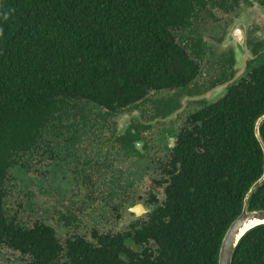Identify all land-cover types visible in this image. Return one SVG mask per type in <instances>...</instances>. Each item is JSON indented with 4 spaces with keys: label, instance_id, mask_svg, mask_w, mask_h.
<instances>
[{
    "label": "trees",
    "instance_id": "1",
    "mask_svg": "<svg viewBox=\"0 0 264 264\" xmlns=\"http://www.w3.org/2000/svg\"><path fill=\"white\" fill-rule=\"evenodd\" d=\"M251 1L264 9V0ZM241 2L247 0H0L2 246L25 264H216L221 236L262 170L253 126L264 114V41L250 47L263 65H247L176 134L160 171L163 199L146 221L60 245L50 226L25 228L1 207L5 182L23 173L21 157L35 154L43 133L67 116L62 109L86 101L114 112L149 92L185 87L197 68L172 33L188 30L207 6L228 13ZM258 133L264 146V121ZM117 140L135 153L136 130ZM257 210H264V180L247 201V211ZM230 264H264V225L239 239Z\"/></svg>",
    "mask_w": 264,
    "mask_h": 264
},
{
    "label": "rangeland",
    "instance_id": "2",
    "mask_svg": "<svg viewBox=\"0 0 264 264\" xmlns=\"http://www.w3.org/2000/svg\"><path fill=\"white\" fill-rule=\"evenodd\" d=\"M236 23L240 24L244 33L240 43L232 34ZM190 29L175 31L172 35L185 52L188 40L200 39L201 44L206 46L205 57L200 63V74L204 75L198 76L195 80L200 83L196 95L182 97L184 92L182 91L174 97L173 94L177 93L175 91L149 92L147 97L150 103H146L135 112L141 118L140 121L147 126L146 141H149V149H151L148 156L136 157L132 161L124 156L121 157L114 144H109L118 125H126L127 122L136 120L135 116H127L132 113L131 109L117 112L116 114L122 115L117 119L112 117L102 121L97 117L101 113L98 107L73 103L68 109L71 120L65 121L62 118L53 129L49 127L47 133L45 135L43 133L42 136L44 144L34 151L35 154L21 157L23 173L13 175L5 182L1 211L7 220L14 218L17 224L25 228L30 227L34 222L44 223L53 229L60 245H63L65 240L75 237L92 242L90 238L92 231L110 235L122 233L126 231L129 223L143 217L144 210L150 209L146 201L150 195L156 200L162 198L161 194H152L151 174L154 169L152 166H147V163H152V161L148 162L152 160L149 157L152 150L153 159L166 161V150L162 149L165 140L160 138L161 130L172 126L177 130L183 125L188 112L197 108L198 101L210 103L217 100L227 84L244 76L245 65L251 57L247 43L264 41V9L251 0L240 3L228 14L217 9H207L206 12L197 15ZM228 51L232 52L233 58L230 69L224 59ZM230 70L233 74L230 80L211 88L210 84L216 83L215 79H228ZM170 98L178 103L179 108L168 117L160 119L156 112L158 106L156 102ZM154 115H157V119L151 120ZM84 116L87 117L86 128L80 126L75 119ZM121 120L123 123L120 122ZM60 134H63L61 142H64L69 154L66 155L63 151L50 157L45 152L41 153L46 143L50 149H58L61 142L56 136ZM70 137L76 138L77 143H67L66 139ZM101 147H103L101 149L103 155H100ZM85 160H95L90 165V172L95 165H101L98 169L103 170V178L98 181L92 179L89 183L83 179L80 183L81 187H78L80 179L75 169ZM108 163H112L115 169L107 167ZM129 173L130 176H127ZM105 177H114L119 185L125 181L132 182L133 186L120 189V192H116L113 203L103 205L102 194L104 196L107 193H104L106 188L103 187ZM99 187L103 189L100 193L101 199L96 193ZM131 189H135L137 194L131 195ZM160 190L157 189V193ZM121 197L125 198L123 204ZM135 207H139L142 212L136 214L132 211ZM26 261V257L0 244V264H25Z\"/></svg>",
    "mask_w": 264,
    "mask_h": 264
},
{
    "label": "flooded vegetation",
    "instance_id": "3",
    "mask_svg": "<svg viewBox=\"0 0 264 264\" xmlns=\"http://www.w3.org/2000/svg\"><path fill=\"white\" fill-rule=\"evenodd\" d=\"M248 1V0H247ZM243 3V2H241ZM247 3V2H245ZM239 6V5H238ZM206 9H209L210 8L207 6ZM213 9H216V8H213ZM219 10V9H217ZM220 11V10H219ZM221 12V11H220ZM224 13V12H222ZM230 13V12H228ZM228 13H224V14H228ZM207 15H210V14H207ZM191 27V26H190ZM239 27V29L241 30V26L239 23H236L235 24V28H234V33H236V28ZM190 29V28H189ZM192 29H190L191 31ZM189 31V32H190ZM242 31V30H241ZM243 36H244V33L242 32ZM237 40V39H236ZM198 41V44H197V48H193L194 45H192V43H196ZM247 43V42H246ZM256 42L254 43H251V42H248L247 43V47H248V50H249V54L251 55L250 59L247 61L246 65H245V68H247L246 66L248 65V67L250 66H253V68L257 67V65H263L262 62H263V58H258L257 57V54L256 55H252L251 52H250V47L253 46ZM187 51L185 52L187 55H188V58L190 60H192L197 68V71H196V75L194 76L193 79H191L185 87L183 88H180V89H173V90H165V91H175L177 93L173 94L174 97L177 96V94L179 92H183V95L182 97H192L194 95H196V90H198V86L200 83L198 82H195L196 78L199 76H203L204 74H200V68H201V62L203 61V57H205V51H206V46L204 44H201L200 42V39H196V40H188L187 42ZM199 51L200 52V57H195V55L193 54V51ZM229 53L231 54V60H232V64H233V58H232V52L231 51H228L226 53V57L224 58L225 59V63L226 65H228L229 69L231 68L232 64L230 65L228 60H229ZM244 68V69H245ZM245 71V70H244ZM243 71V72H244ZM232 72L230 70V73H229V76H228V79L226 80H223V79H215L216 83H212L210 84L211 85V88L216 86V85H222L224 83H226L227 80H230L232 78ZM240 78V77H239ZM238 78V79H239ZM235 82V81H234ZM231 83L233 82H230L229 84H227L225 86V88L230 85ZM225 88L223 89L224 92H225ZM159 92V91H158ZM223 92V94H224ZM151 93H155V92H151ZM149 94V93H148ZM147 94V95H148ZM222 94V95H223ZM147 95L145 96L144 100L142 101H138V102H135L133 103L132 105L128 106V107H125V108H122L120 110H117V111H114V112H107L105 109L101 108V107H98L96 105V107H98L100 110H101V113L99 115H97V117L99 119H101L102 121L106 120V118H109L111 119L112 117H114V119H117L119 118V116H122L120 114H116L117 112L119 111H123V110H129L131 109V112L129 115L127 116H135L136 120L135 121H131V122H127L126 125H123V124H120L118 125L119 127H116L112 136H111V139H110V142L109 144H114V147H116L118 149V151L120 152V155L121 157L124 156L125 158L134 161L136 157H142V156H148L149 152L151 149H149V141H146L148 139V136L146 135V130H147V126L144 125L145 123H142L140 120L141 118L138 117L135 112L137 110L140 109V107L144 106L146 103H150L149 101V97H147ZM222 95L219 97L221 98ZM218 98V99H219ZM217 99V100H218ZM216 101V100H215ZM215 101L213 102H210V103H205V101H198V106L196 109L194 110H191L188 112V114L186 115L184 121H183V125H181L180 127H178L177 130H175L174 126H172V128H168V129H162L161 130V135H160V138H162L163 140H165V143L164 145L162 146V149L165 151L166 150V161L165 162H162V161H159L160 159H153L152 157V151H151V154L149 155V157L152 159V160H148V162L152 161V163H147V166H152V168L154 169L152 171V174H151V183H152V194L156 193V194H161V199L160 200H156L154 198L153 195H150L148 197V199L146 200L147 201V205H150V209H146L144 210L143 212V217L142 218H139L137 220H134L132 221L131 223H129L127 225V228L132 225V224H140L141 222H144L147 220V215L149 214V212L154 208L155 205H159L160 202L162 201L163 199V187H164V184L163 183H160V181L164 178L161 174L162 172L161 169L163 167H165L167 164H168V161L170 159V156H171V153H170V150L172 149L173 145H174V139H175V136L176 134L179 132V130L181 128H184V127H188V122L191 121V118L192 116H194L196 113H198L199 111L203 110L204 108H206L209 104H212L214 103ZM76 103H83V104H91V103H88L86 101H80V102H76ZM158 104V106L156 107V112L158 113V116L160 117V119H164L166 117H168L169 115H171L173 112H175L178 108H179V105L178 103L173 99V98H170V99H167L165 101H157L156 102ZM93 105V104H91ZM71 106H67V108L65 109H62V113H65L67 112V116L66 117H62L65 119V121H68V120H71L70 119V114L68 113V109L70 108ZM157 115H154V117H151L150 119L151 120H154V119H157L156 118ZM61 118V119H62ZM153 118V119H152ZM76 120H78L80 126H85L86 128V121H87V117L84 116L82 118H75ZM121 123L122 120L120 121ZM119 122V123H120ZM145 122V121H144ZM198 123V122H196ZM90 125V124H89ZM124 127V128H123ZM119 131V129H121ZM129 128H131V130H136L137 131V137L139 139V141H132L131 142V145L133 146V149L135 150V153L134 154H131V151H126L124 150L121 146H120V143H119V139L124 133L126 130H128ZM64 134V133H63ZM63 134H60V135H57L56 137L60 138V142L63 141V138H62V135ZM49 136V135H48ZM161 139V140H162ZM66 142L71 144V143H77V139L76 138H73V137H70L68 139H66ZM44 144V143H43ZM42 144V145H43ZM73 146V145H72ZM71 146V148H72ZM107 147V146H104V148ZM103 147L100 148V155H103L101 153V149ZM140 148V149H139ZM44 152L46 154H49L51 157L54 156L55 154H58V153H61L63 151H65V154L68 155L69 153L66 151V148H65V144L64 142H61L58 149H55V150H52V149H49L48 147V144L46 143L45 144V147H44ZM99 160H102L100 157H98ZM134 159V160H133ZM95 160H85L79 167H77L75 170H76V173L78 174V177L80 179L79 184H78V187H81V182L83 181V179L86 180L87 183H89L92 179L94 180H99V179H102V175H103V170L101 169H98L101 167V165H95V168H92L91 172H90V165L94 163ZM130 161V162H132ZM128 162V163H130ZM70 165V164H69ZM107 167L109 168H114L115 169V166L112 165V163H108L106 165ZM72 169H74V167H71ZM131 173H129L127 176H130ZM154 176H156L154 178ZM153 177V179H152ZM119 182H116V179L114 177H105L104 180H103V187L106 188V191H104V196L102 194V199H104V203L103 205L105 204H108L110 202H114L115 200V194L116 192H120V189H124L126 188L127 186H133V183L132 182H129L127 183L126 181L125 182H122L120 183V185L118 184ZM157 189H161L159 193H157ZM103 192V189L102 188H98L97 189V194L100 195V193ZM137 194L135 189H131V195H135ZM100 199H101V195H100ZM125 198L121 197V203L123 204L124 203V200ZM152 200L155 201V204L152 202ZM128 204H133V203H128ZM115 205V204H114ZM132 211H134L136 214L137 213H141L142 210L139 208V207H135L132 209ZM127 230V229H126ZM125 232V231H124ZM123 233V232H122ZM117 234V233H116ZM110 235V234H109ZM56 238V236H55ZM74 239V238H73ZM72 240V239H70ZM85 241V240H84ZM87 242V241H86ZM15 252V251H14ZM18 253V252H17ZM19 255V254H18Z\"/></svg>",
    "mask_w": 264,
    "mask_h": 264
},
{
    "label": "water",
    "instance_id": "4",
    "mask_svg": "<svg viewBox=\"0 0 264 264\" xmlns=\"http://www.w3.org/2000/svg\"><path fill=\"white\" fill-rule=\"evenodd\" d=\"M235 28V27H234ZM234 28L232 29L233 36L237 39V42L240 43L242 40V31L239 29V27L236 28V33H234ZM261 121H264V114L259 116L253 126V136L255 140L257 141L261 154H262V170L260 176L250 185L246 193L244 194L241 202V209L239 214L229 223V225L226 227L225 231L223 232L218 249L216 254V264H230L231 257L234 251V248L239 241V239L250 229L258 226V225H264V210H257V211H247V201L251 195V193L254 191V189L264 180V146L261 142V139L259 137L258 133V126ZM256 220L258 223L256 225H253L249 227L248 229H245L241 232L244 225H246L249 221Z\"/></svg>",
    "mask_w": 264,
    "mask_h": 264
},
{
    "label": "bare ground",
    "instance_id": "5",
    "mask_svg": "<svg viewBox=\"0 0 264 264\" xmlns=\"http://www.w3.org/2000/svg\"><path fill=\"white\" fill-rule=\"evenodd\" d=\"M264 222V221H263ZM258 223H262V222H258L256 220H252V221H249L246 225H244L243 229L241 230V232L245 229H248L249 227L253 226V225H256Z\"/></svg>",
    "mask_w": 264,
    "mask_h": 264
}]
</instances>
